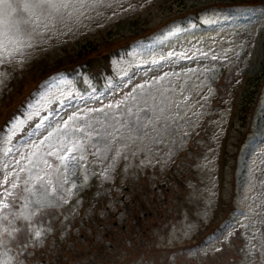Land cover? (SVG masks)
I'll return each instance as SVG.
<instances>
[{"label":"rangeland","instance_id":"1","mask_svg":"<svg viewBox=\"0 0 264 264\" xmlns=\"http://www.w3.org/2000/svg\"><path fill=\"white\" fill-rule=\"evenodd\" d=\"M251 1L256 0H103L94 8L83 9L84 14L79 19L57 20L54 27L49 24L45 29L40 25L33 32L31 24L23 25L19 39L24 44L30 43L31 47L24 49L23 56L0 55V98L3 88L20 78L21 71L33 75L44 70L51 59L63 55L64 50H72L85 41L105 44V38L112 40L109 46L118 49L119 54L112 56L109 64H99L93 71L105 66L98 77L110 85L140 62L152 58L154 48L183 31L187 27L184 21L191 18L172 23L148 42L136 43L130 51H123V44L133 36L158 29L177 13L203 12L205 7L217 4ZM219 18L214 9L200 16L201 20L214 22ZM252 30L250 27L223 29L174 44L172 50L199 58L190 65L143 74L117 98L101 105L75 109L13 157L8 150L15 136L75 92L74 84L62 76L38 85L32 98L0 133V169L3 164L9 165L6 173L9 182L0 190V199L11 192L10 209L4 212L18 213L24 203L23 197L28 195L25 189L38 184L36 176L40 175L44 181L39 183L53 181L56 192L47 195L55 206L42 208L31 218L30 224L23 219L16 220L15 226L20 231L13 233L14 238L3 237L0 261L10 260L13 264L17 256H31L32 251L40 250L38 254L54 264H61V261L62 264H264V144L254 154L252 164L246 165L251 148L264 133V91L258 105L255 103L253 112L247 115L245 127L248 129L244 132L248 134L250 127L252 131L241 147L240 141L245 135L238 134L243 132L240 124L236 122L231 130L221 191L223 220L216 231L228 223L235 209H244L245 214L239 218L236 230H228L223 238L210 242L209 248L198 254L200 256L191 257L183 252L187 244L196 243L202 230H209L207 224L217 205L216 147L234 89L245 74L249 78L247 91L248 85L264 68V27L257 29L254 40ZM4 32V26L0 25V43L8 45L9 36ZM100 51L107 54L109 49L100 48ZM223 71L227 72L225 86L216 90L215 83ZM206 118L208 123L203 127ZM199 131L203 135L197 138ZM193 141L197 152L188 153L187 146ZM85 147H91L94 152L91 168L96 179L93 186L86 170L78 167ZM181 153L184 159L173 177L183 178L185 174L186 181L180 187L172 181V186L167 184L170 192L163 193L158 187L162 183L158 182L166 183L163 177ZM59 156H67L68 160L61 161ZM246 174L249 178L244 185ZM66 177L68 183L64 184ZM13 184L17 187L13 188ZM126 186L129 191L123 193L122 188ZM90 187H95L96 194L102 193L107 198L104 204L111 205L114 210L124 209L117 220L119 226L128 227L122 232L126 239L121 238L127 245L112 248L106 243L101 250L89 251L74 244L72 262H68L62 259L59 245L70 241L76 227L71 221L76 223L79 207L92 206L95 210L91 219L99 217L108 227L114 218L109 213L103 214L101 208L96 209L98 205L84 195ZM243 188L245 196L240 199ZM123 194L126 197L122 202L120 196ZM153 195L157 197L158 210L153 211L150 219L136 224V228L128 225V203L136 199L144 210L155 209ZM60 196L64 199H58ZM131 229L138 235L134 236ZM37 230L43 231L40 239L35 238ZM101 235L102 231L98 235L100 240ZM62 237L66 238L60 241ZM11 249H16L18 254L12 255Z\"/></svg>","mask_w":264,"mask_h":264},{"label":"snow or ice","instance_id":"2","mask_svg":"<svg viewBox=\"0 0 264 264\" xmlns=\"http://www.w3.org/2000/svg\"><path fill=\"white\" fill-rule=\"evenodd\" d=\"M101 3H103V0H0V25L5 28L4 35L9 36L8 45L0 43V55L6 54L12 58L16 55L23 56L24 49L31 47L30 43L24 44L19 39V35L24 31L23 25L31 24L33 32L40 25L47 29L49 24L54 27L57 20L63 21L74 17L79 19V16L84 14L83 9L94 8ZM21 14L24 15L22 16ZM30 38L31 33L29 34ZM64 127L67 128L68 124L65 123ZM57 158L61 161L68 160L67 156H59ZM43 163L47 164V161ZM64 167L67 168V164ZM85 179L87 178L85 177ZM36 180L38 184H33L32 187L25 189L28 195L23 197L24 203L18 213L12 211L4 212L5 209H10L8 197L12 195L11 192H6L4 197L0 199V247L4 246L3 237L5 235L14 238L13 233L20 231L15 226L16 220L23 219L30 224L31 218L42 208L55 206L47 195L49 192H56L52 179L39 183L44 181V177L37 175ZM67 183L68 178L66 177L64 184ZM12 187L15 188L17 185L13 184ZM72 187L75 188L76 184L73 183ZM58 199L63 200L64 197L60 196ZM34 235L36 239H40L43 231L37 230ZM0 264H11V261L3 260L0 261Z\"/></svg>","mask_w":264,"mask_h":264},{"label":"trees","instance_id":"3","mask_svg":"<svg viewBox=\"0 0 264 264\" xmlns=\"http://www.w3.org/2000/svg\"><path fill=\"white\" fill-rule=\"evenodd\" d=\"M249 99H250V97H249Z\"/></svg>","mask_w":264,"mask_h":264}]
</instances>
